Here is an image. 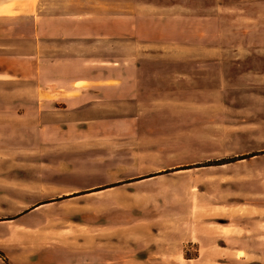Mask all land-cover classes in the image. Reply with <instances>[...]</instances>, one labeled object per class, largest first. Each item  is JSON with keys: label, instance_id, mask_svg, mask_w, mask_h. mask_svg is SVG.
<instances>
[{"label": "rangeland", "instance_id": "1", "mask_svg": "<svg viewBox=\"0 0 264 264\" xmlns=\"http://www.w3.org/2000/svg\"><path fill=\"white\" fill-rule=\"evenodd\" d=\"M26 2L0 17L7 263L264 264V0Z\"/></svg>", "mask_w": 264, "mask_h": 264}, {"label": "crops", "instance_id": "2", "mask_svg": "<svg viewBox=\"0 0 264 264\" xmlns=\"http://www.w3.org/2000/svg\"><path fill=\"white\" fill-rule=\"evenodd\" d=\"M27 0H0V17L10 15L11 9L14 7L27 6ZM37 0H35L36 2ZM12 75L4 68L0 67V78ZM101 247V246H100ZM6 257V256H5ZM7 258V257H6ZM8 259V258H7ZM54 264H137V260L123 255L121 252L115 250L114 253L101 252V248L98 253H76L66 260L52 261Z\"/></svg>", "mask_w": 264, "mask_h": 264}, {"label": "trees", "instance_id": "3", "mask_svg": "<svg viewBox=\"0 0 264 264\" xmlns=\"http://www.w3.org/2000/svg\"><path fill=\"white\" fill-rule=\"evenodd\" d=\"M225 162L226 161H220V162H215V163H212V164H222V163H225ZM0 257L5 261L6 264H8L6 259H5V257H4V255L1 252H0Z\"/></svg>", "mask_w": 264, "mask_h": 264}]
</instances>
